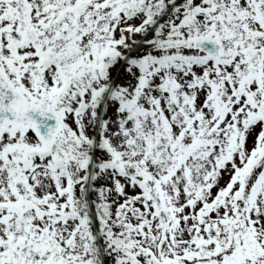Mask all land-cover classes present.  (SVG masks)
Listing matches in <instances>:
<instances>
[{
	"label": "snow or ice",
	"instance_id": "obj_1",
	"mask_svg": "<svg viewBox=\"0 0 264 264\" xmlns=\"http://www.w3.org/2000/svg\"><path fill=\"white\" fill-rule=\"evenodd\" d=\"M0 264H264V0H0Z\"/></svg>",
	"mask_w": 264,
	"mask_h": 264
}]
</instances>
